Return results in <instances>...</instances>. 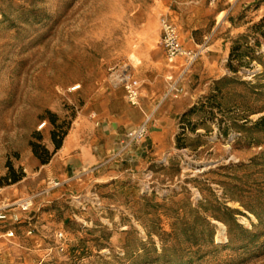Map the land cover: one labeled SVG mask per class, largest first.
I'll use <instances>...</instances> for the list:
<instances>
[{
    "label": "rangeland",
    "instance_id": "obj_1",
    "mask_svg": "<svg viewBox=\"0 0 264 264\" xmlns=\"http://www.w3.org/2000/svg\"><path fill=\"white\" fill-rule=\"evenodd\" d=\"M163 20L192 63L168 62ZM142 42L170 65L173 134L159 146L145 118L65 169L53 134L128 103L117 77ZM263 119L264 0H0V264H264Z\"/></svg>",
    "mask_w": 264,
    "mask_h": 264
},
{
    "label": "crops",
    "instance_id": "obj_2",
    "mask_svg": "<svg viewBox=\"0 0 264 264\" xmlns=\"http://www.w3.org/2000/svg\"><path fill=\"white\" fill-rule=\"evenodd\" d=\"M155 45V42L132 44V55L138 59L137 64L132 59V72L135 78L133 79L139 89V104L131 106L122 99V107L104 113L97 112L95 121L90 117H84L80 126L69 131L64 137L61 148L55 154L56 160L54 159V161L59 162V159L63 158L62 164H65V169L68 167L81 171L92 168L100 164L114 150L122 133L132 130L145 118H155V127L149 131L153 133L155 143L159 146L171 133L173 134L171 126L173 112L161 110L165 104L161 97L164 87L163 78L170 72V65L163 59L160 60L158 54L153 55V48L157 47ZM195 46H199L197 42L189 43L187 48L193 49ZM159 49L160 52H163L161 46ZM212 49L216 50V47L213 46ZM181 62L179 59L177 62L175 60L173 64L181 66ZM135 71L136 73H134ZM164 123H166L165 126L162 125ZM65 169L60 173L61 178L66 176ZM117 172L119 174V171ZM117 172L114 170L108 172L103 169L99 172L96 181L102 182L115 178L118 176Z\"/></svg>",
    "mask_w": 264,
    "mask_h": 264
},
{
    "label": "built area",
    "instance_id": "obj_3",
    "mask_svg": "<svg viewBox=\"0 0 264 264\" xmlns=\"http://www.w3.org/2000/svg\"><path fill=\"white\" fill-rule=\"evenodd\" d=\"M161 46L164 49V52L167 56L169 63H174L175 60L179 57H185L192 63L198 56L199 52H189L184 50L182 44L179 41L176 28L167 20L162 21L161 25ZM117 80L120 84L123 85L126 91V99L131 106H137L139 104V89L135 81L131 80L130 76L127 73L122 72L118 75ZM78 88H74L76 90ZM148 122L146 121L142 124L132 135V140H139L144 138L148 133ZM58 184H54V187ZM21 211L26 212L32 206V198L21 200L18 204ZM8 207V206H5ZM4 209H0V221L7 218ZM7 237H13V232H7ZM60 238L62 235L59 236ZM60 250L63 251V247L60 246Z\"/></svg>",
    "mask_w": 264,
    "mask_h": 264
},
{
    "label": "trees",
    "instance_id": "obj_4",
    "mask_svg": "<svg viewBox=\"0 0 264 264\" xmlns=\"http://www.w3.org/2000/svg\"><path fill=\"white\" fill-rule=\"evenodd\" d=\"M264 120V119H263ZM67 135V133L62 137L60 138L59 140H56V134H53V139H54V142H55V151H54V154L61 148L62 146V143H63V140H64V137ZM34 153L36 154L37 156V152L35 151V148H34ZM47 154V158L45 159H42L41 160V163L44 165V164H47L50 162V156L48 155V152L46 151L45 152ZM41 159V158H40ZM20 178H14V182L16 181H19Z\"/></svg>",
    "mask_w": 264,
    "mask_h": 264
},
{
    "label": "bare ground",
    "instance_id": "obj_5",
    "mask_svg": "<svg viewBox=\"0 0 264 264\" xmlns=\"http://www.w3.org/2000/svg\"><path fill=\"white\" fill-rule=\"evenodd\" d=\"M129 59L131 60V62H132V59H133L134 62H135V64L138 63V59L134 55H132V54L130 55ZM170 64H172V63H170ZM223 233H224V229H223Z\"/></svg>",
    "mask_w": 264,
    "mask_h": 264
}]
</instances>
